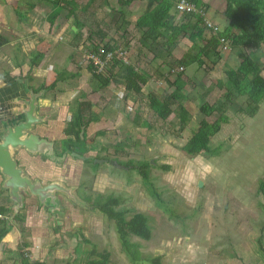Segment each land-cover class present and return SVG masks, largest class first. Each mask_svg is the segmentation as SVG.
Returning <instances> with one entry per match:
<instances>
[{"label": "rangeland", "instance_id": "1", "mask_svg": "<svg viewBox=\"0 0 264 264\" xmlns=\"http://www.w3.org/2000/svg\"><path fill=\"white\" fill-rule=\"evenodd\" d=\"M24 1L26 0H9L8 5L3 1L7 5V11L5 10L4 19L0 16V37L5 41L0 47V97H4L0 99V104H7L5 114L11 111L8 105L11 106L17 99V95L10 94L17 83L12 77H19L18 87L22 83H28L33 73L30 67L31 59L34 55L45 52L35 45L39 37L33 34L31 37L30 32H26L25 28H29L34 19L26 22L24 18L11 17L14 24L23 26L24 29L8 25L7 12H21ZM70 1L60 0L61 11L54 18L52 25L43 19L45 23L41 37L52 42V38L56 37L57 42L61 43L63 36H57L60 26L65 22L67 24V21H70L68 24L71 26L78 27V24H83V36L79 40L75 38L77 46L81 48L66 50L67 54L78 58L79 55H75L77 53L86 55L95 45L105 43V33L109 35V46L111 43L115 48L128 53L133 50L132 57L127 54V59L130 63L128 65L134 66V50L136 52L141 48L138 41L140 34L134 29V23L142 14L146 3L138 2L132 10L130 5L121 10L127 0H110L108 3L98 0V15L95 16L89 13L93 8L88 6L85 11L77 10L80 4L85 5V0H79L80 4L78 0H74V11L69 14ZM213 2L215 5L211 6L205 0V3H208L205 11L210 7L214 10V15L207 16L206 12L202 13L204 24L215 25L219 31L225 26L232 28L227 19L220 17L225 9V0ZM137 10L139 14H135ZM176 14H172L175 23L181 21L182 15ZM98 32L103 35L98 36ZM235 32L242 33L237 28ZM204 35L209 38L212 33L206 30ZM179 43L182 48L180 53L191 45L187 38L179 40ZM236 49H229L227 46L226 50H222L218 47L216 54L203 59L202 67L191 63L185 72L175 73L171 71L176 70L179 67L177 65L172 69L163 66L159 71L154 63L149 65L148 60H151L152 54L143 49L142 52L148 58L144 62L140 60L141 65L135 67L137 72L150 68L152 76L149 84L141 88L143 91L140 95L131 96L130 101L124 103L123 113L115 116L122 118L120 126L116 127V131L110 130L111 136L108 134L107 138L101 137L102 139L95 136L96 139L92 142H86L84 135L85 138L80 143L84 152L74 153L79 155L78 157L72 156L79 160L78 166L72 168L73 177L69 179L70 182L63 181L66 187L73 189L76 201L57 193L58 210L54 213L45 212L48 216L38 236L46 237L45 240L50 241L46 242V245L60 247L57 248L61 252L60 260L54 261L55 256H51L52 259H44L41 253L35 252L34 248H37L30 245V249L23 247V250L18 251L19 264L21 257L26 253L31 264H91L92 261L102 264L98 255L107 257L106 264H264V253L261 250L264 249V196L259 191V183L264 181V99L259 103L258 111L253 117H248L243 111L244 96L236 99L232 96L229 101L223 99L226 91L223 70L225 67H236ZM241 50L242 55L260 53L261 74L264 77V46L243 45ZM191 55H194V51ZM172 58L175 59L171 56L170 59ZM162 59H159V62ZM240 60L238 57L237 61ZM52 61L53 57L46 65L55 68L54 72L61 75L66 57L64 63L59 66ZM70 65L69 73H75V66ZM117 71L116 68L113 73ZM168 71L170 74H167ZM198 71L199 79L193 80L195 72ZM176 73L185 74V77L180 76L177 79ZM166 74L169 77H166ZM77 75L70 78L73 81L78 80ZM118 85L122 86L121 83ZM100 87L99 85L98 89L102 91H97L99 96L105 93L104 88ZM110 89L119 90L114 84L110 85ZM110 92H106L105 99ZM150 96L157 99L173 96L170 99V108L181 106L188 115L184 128L179 129V121L174 114L165 121L155 117L149 105ZM76 103L80 106V103L88 102H78L74 99L70 102L71 109H75ZM218 103H224L222 114L227 119L209 140L211 149L220 148L218 155H187L182 147L197 129L200 121L205 120L210 124L216 122L219 117L216 112L207 116L200 108L204 104L214 106ZM113 109L119 111L116 105H113ZM2 113L0 109V121L3 119ZM114 115V111L109 115L103 111L99 116L101 119L106 117L108 126H114ZM17 117L18 115L14 116L15 119ZM110 117L113 118L109 119ZM132 120H137L139 126L135 127ZM91 145L92 147H89ZM71 153L73 154L69 151L66 155H72ZM79 157H85V160ZM165 166L168 168L165 169ZM141 171H146L147 181L140 176ZM2 182L0 206L6 204L3 198L8 197L7 191L2 190ZM3 191L6 195L1 196ZM107 198L116 201L112 208L115 213L121 212L125 221L135 215H142L146 219L150 235L147 240L132 234L125 236V240L131 244V253L137 256L135 261H131L130 254L123 250L114 222L91 207L95 200L103 202ZM2 223L3 220L0 222V229ZM22 237L25 236L15 238V246L23 241ZM72 245H76L74 251ZM9 257V251L4 248L0 264H13Z\"/></svg>", "mask_w": 264, "mask_h": 264}, {"label": "trees", "instance_id": "2", "mask_svg": "<svg viewBox=\"0 0 264 264\" xmlns=\"http://www.w3.org/2000/svg\"><path fill=\"white\" fill-rule=\"evenodd\" d=\"M94 1L95 0H87V3L90 4ZM175 1L176 0H147L145 9L134 23V29L140 34L138 41L141 48L137 49L138 59H146V55L142 52V50L145 49L152 54L151 61L148 60L149 65H151V62H155L164 57L161 63L156 65L158 71L163 66L169 69H172L174 65L179 67L184 66L185 68V66L191 63L196 64L198 67H202L204 64L203 59L216 54L215 51L220 45L219 39H223L227 42L229 49L237 48L234 54L241 59L240 63L236 65L234 69L225 67L223 70L226 77L224 83L226 91L223 99L229 101V98L232 96H234V99L244 96L243 102L245 106L243 111L248 117H253L258 111L259 103L264 99V77L261 74V57L259 52L242 55L241 48L243 45L246 46L251 44H261L264 46V0H225L223 16L231 25L241 30L242 33L238 35L229 28H224L222 31L210 35L209 38L204 35V32L208 29L204 25L203 16L198 13H183L180 18L181 22H174V15L170 14V11L172 9L174 12L176 11L174 9ZM186 1L192 4L197 11L201 13L205 12L207 6L202 3L201 0ZM129 2L130 0H127L125 4ZM46 3L49 4L48 7L50 10H55L58 8L60 0H46ZM69 5L71 8L69 14H72L75 6L74 0H71ZM55 16V12L51 13L48 17V21L52 23ZM183 38H187L191 43V50L180 59H170L172 50L177 46L179 40ZM4 42L2 37H0V47ZM101 45H103L105 50L115 49V46L112 44H110V46L108 43ZM99 46L100 45H95L89 52L95 50ZM192 51H194L193 56L190 53ZM42 57L43 55L41 54L34 55L30 61L31 65L38 64ZM116 68L118 71L114 74L113 70ZM87 70L100 82L101 87L108 85L112 78L118 77L123 88L133 93H139L142 86H144L152 76L149 72L150 68L146 71L137 72L135 66L123 65L116 60H113L112 64L104 70L105 72L107 70V76H104L105 72L95 73L94 68L89 64H87ZM167 74H170L169 71ZM74 75L75 74H72L71 76ZM181 75L180 73H176V78L178 79ZM59 80L61 79L57 76L55 81L45 89L47 91H53L56 82ZM172 97L173 96L157 99L150 96L148 98L149 105L155 117L162 121L167 120L171 114H174L179 121V129L182 130L188 115L181 106H178L176 109L170 108V104H172L170 99H172ZM89 107L90 105L88 103H80L77 112L71 115V124L68 125V128L64 131L67 136L72 135L76 141L84 139V132L87 126L97 119V117L91 114ZM223 110L224 103H218L214 106L204 104L203 107L200 108V111L207 116L216 112L219 113V117L216 122L210 124L205 120L200 121L197 129L182 147V150L187 155L195 156L199 153L218 155L220 148L211 149L209 147V140L219 131L220 124H224L227 120L222 114ZM72 124H75V127H77L76 131L70 130ZM164 168L167 169L168 167L165 166ZM140 176L144 181H147L146 171H141ZM259 191L264 196V181L259 183ZM115 204V200L107 198L103 202L95 200L94 203L91 204V207L97 209L106 218L114 222L118 240H120L123 250L128 255L130 254L131 261H135L137 256L131 253V244L125 240V236L132 234L143 240H147L150 235L146 225V219L142 215H135L130 220L125 221L122 213H115L112 208ZM4 211L5 209L0 207V214H3ZM14 220L19 224L21 223V218L18 216H15ZM8 229L9 228L6 227L3 221L2 228L0 229V240L8 233ZM259 240L260 239L257 240V243H259ZM21 247L23 248L25 245L22 244ZM76 250L79 252L78 249ZM261 250L264 253V249L261 248ZM98 256L103 260L102 264H106L107 257L102 255ZM20 264L31 263L28 262L27 258L21 257ZM34 264L38 263L34 262ZM91 264H96V262L92 261Z\"/></svg>", "mask_w": 264, "mask_h": 264}, {"label": "crops", "instance_id": "3", "mask_svg": "<svg viewBox=\"0 0 264 264\" xmlns=\"http://www.w3.org/2000/svg\"><path fill=\"white\" fill-rule=\"evenodd\" d=\"M3 1H6L5 3L8 5L9 0L0 1V16H2L4 19L5 18V12L7 11V5H5ZM18 1H21V0H18ZM201 1L206 6L208 5V3H205V0H201ZM207 1L209 2V4L211 6L215 5V2H213V0H207ZM105 2L108 3V2H110V0H104L103 3H105ZM125 2L123 4L124 9H121V10H125V8L127 9L128 5H130L129 8L132 10L134 8L135 4H137L138 2L145 4L147 2V0H130V2L128 4H125ZM23 3H24L23 4L24 7H23L21 12H18V11H15L14 13H12L10 11L7 12L8 13L7 14L8 19H9L8 25L12 26L13 28L20 27V28L24 29L23 26H17L16 24H14L12 18L15 19L16 16H18L19 18H24V21L26 20V22L28 20L32 21V19H34V23L32 25L36 24L37 22L39 23V25H37V26L34 25L33 27L31 25L29 28L26 27L25 28L26 32H27V34H28V32H30L31 37H32V34L34 36H38L39 41H36L35 45L37 48L43 49L45 51L43 53H39V54L43 55V57L38 62V64H34V65L30 64V67L32 68L33 73H32V76L29 78V82L26 83L27 86L30 89H32L35 93L40 92V91L43 92L40 95V97L37 99L38 105H37V109H36V115L43 118V123L42 124H36L34 126L33 131H35L40 136L46 137L48 140L52 141L54 144V150L58 155H60L63 152L64 147L67 149V153H69V151L73 152V154L77 153V152L81 153L80 152L81 151L80 148L82 147L80 144L81 142H77L76 140H74V137L72 135L67 136L64 132L65 129L68 128V125L71 124V115L76 113L78 110V107H79V104L77 105V103H76L74 106L75 109H71L70 102H72V100H74V99H77L78 102H79V100L87 101L88 104L91 106L90 107L91 114L98 118V120L96 119L94 122H91L85 130V135H86V138L84 137L86 139L85 141L90 142V140H91V142H92L93 139H96L95 136H98V138H101V137L107 138V135L108 134L110 135V133H109V132H111L110 130H112V129L115 130L116 127L120 126L119 124L121 123L120 121L122 120V118L121 117H115V116L118 115L119 113L122 114L124 103L125 102L128 103L130 101V98H132L131 96L134 97L135 95H140L141 92L143 91V89H141V91L137 94H135L133 92L126 91L123 88V86L118 85L120 83V80L118 77H115V78L111 79V81L109 82L108 85H106L105 87H102V88H104L105 93L102 92L103 94L102 95L100 94V96H99V92H97V91H102V90L98 89L99 85L101 86V84H99V81L96 80L88 72L87 65L85 62V56L86 55L83 54V56H81L80 53H77L75 55H79V58H78V56H71L70 54H67V51H66V50H71V49L72 50L73 49L79 50L81 48L80 46L79 47L77 46V42L75 41V38L77 40H79L83 36L82 34L84 33V30H85L83 24H78V28H77L75 26L69 25L70 21H67L69 24L68 23L66 24V22H65L63 24V26H60L57 30V32H58L57 36L61 37V35H62L63 37H61V40H63V42H61V43L57 42L56 37L52 38L53 42L47 41V39H43L41 37V33L43 31L42 30L43 29V23H45V21L43 22V19H46L48 21L49 15L53 12H55V14H56L55 18H56L60 14L59 12L61 11L60 5L58 6L59 9L56 8L55 10H53V9L50 10V8L48 7L49 4L46 3V0H26ZM80 3L81 2L78 0V4H80ZM84 3H85V5L82 6L80 4L77 7V10L79 9V10L85 11L86 6H88L90 8H93V10H89L90 14L93 13V15H95V16L98 15L96 12V10L98 11V7H99L98 0H95L94 2H92L90 4H87V0H85ZM92 4H93V7H91ZM172 10H171L170 14L175 15L176 13L172 12ZM24 12H26V14ZM89 13H88V15L90 16ZM135 14H139L138 10L135 12ZM208 14H210L211 16L214 15V10L210 7L207 9V12H206L207 16H208ZM178 15H180V14H178ZM220 17L226 19L223 15H221ZM178 22H181V21L178 20ZM52 23H51V25H52ZM230 27H232V28H230V30L232 32L236 33L235 28H237V27H235L231 24H230ZM225 28H226V26H225ZM236 34L241 35L239 33H236ZM93 35H95V34H93ZM102 35H103V33L98 32V36H102ZM104 35H106L104 37H106V39H107V40H105V43H108V38H109L108 36L109 35L105 34V33H104ZM205 37H207V35H205ZM183 41H185V40H183ZM58 44H59V46H57ZM180 46L181 45L179 43L173 49V51L171 53V55L175 59H180L183 55H185L186 53H188L191 50V45H190L189 48L187 47L185 49V51L183 50L184 52L180 53V51L182 50V48ZM128 49H130V48H128ZM132 51L133 50L131 49V52ZM131 52L129 51V53H128L130 56L132 55ZM190 53L192 54V52H190ZM134 54H135V58H136V61H135V58L133 60L135 62L134 66L140 64L142 60H143V62L145 61L144 58L141 61L138 59L137 51L135 52V50H134ZM52 57H53L52 62H56L57 66L64 63L65 57H66V63H64L63 71L61 72V75L59 73L56 74V72H54L53 69H55V68H53V67L51 68L50 65H46V63L49 62V60ZM235 57L238 59L237 56H235ZM147 58L148 57L146 56V59ZM79 59H81V60H79ZM82 59H83V61H82ZM237 59L235 60V65H238L240 63L237 61ZM75 61L77 63H75ZM157 61L151 62V63L152 64L154 63V65H159L161 62H159V60H157ZM82 64L85 66H83ZM69 65L75 66V73H71V72L69 73V71H70ZM66 67H68L67 70H66ZM164 67H162V68H164ZM187 69H188V66H185L183 71L185 72V70H187ZM28 70L30 71V69H28ZM72 74H75V76L78 74L77 75L78 80L73 81V79L70 78V76ZM107 74H108V72L106 70V72L104 73V76H107ZM180 74H182V73H180ZM199 74H200V71L195 72V74H194L195 78L193 80L199 79L198 78ZM57 76H59V78L61 80L57 81L56 85L54 87V90L56 93L51 92V91H47L45 88L49 87V85L55 81ZM166 77H169V75L166 74ZM184 77H185V74H182L181 78H184ZM12 78H14V80L18 83L19 77L18 78L12 77ZM16 79H18V80H16ZM39 80H42L43 82L38 83ZM150 80H151V78L148 80V82L146 84H149ZM17 83H15V85L13 86L10 94L11 95L12 94L17 95V99L20 98L21 100H19V99L15 100V101H13L14 103H12L11 106L8 105V107H11V111H13V113H11V111H8L9 114H5V107L7 108V104L5 102L3 104H0V109H1V111H3V113H2L3 116H1L3 119L6 117H13V116L18 115L16 120H19V118H20L19 115H21L20 114L21 111L25 108V106L23 105V100L27 99L28 96L26 95V93L23 89L24 84L22 83V85L20 87H18ZM111 84H114L115 86H117L119 88V90L110 89ZM146 84H145V86H147ZM40 87H43V88H40ZM95 88H96V90H95ZM109 90L111 92L109 93V95L106 96L107 99H105L104 96L106 95V92H109ZM204 92H205V89H204L203 93ZM0 99H4V97H0ZM120 99H122L123 102H122V100L120 102ZM113 105H116L119 108V111L117 109H113ZM103 111H106V113H108V115L110 113H112V111L115 112V115H114V117H115V121H114L115 123L114 124L115 125L114 126L113 125H109V126L107 125L108 120L106 119V117L101 119V116H99V115H100V113L102 115ZM105 116H106V114H105ZM112 118L113 117H110L109 119H112ZM125 119H127V118H125ZM126 121L128 122V120H126ZM132 121L136 127V125H138L137 120H132ZM70 130H75V131L77 130V127H75V124H72V127L70 128ZM104 130H107L108 132H104ZM64 142H65V144H64ZM89 147H92V145ZM23 155H24V151L19 156L20 158L18 159V161L20 162V166L27 165V163H24L26 159H24ZM72 156L73 155L67 154L64 162L61 165H59L56 168V170H55V167L50 166L48 162H45V163L40 162V161H38V159L36 162L31 163L32 165L28 163L29 166L28 165L27 166L29 167L31 173H33L36 170H40L41 173L48 174L49 176H52V177L54 176L53 179H58V178L61 179L62 183L65 180L70 182L69 179L73 177V171H74L72 168L77 167L78 166L77 162L79 161L77 159H74ZM34 175L39 176L41 174H35V172H34ZM77 177L79 178V176H77ZM40 178H41V180H44L45 177L41 175ZM104 180H105V178H104ZM4 194L6 195V192H3L1 196H3ZM5 198H3V199L6 200V204L5 205L2 204V206H0V207L5 209V211L2 214L5 217V219H3V221L5 222L6 227L9 229H8V233L5 234L4 237L0 240V260L4 255V248H6V250L9 251V255H10L11 259L13 260L12 263L13 264H19V262H18L19 260H17V259L20 257V254L18 251L22 250L21 245L24 244L26 249L27 248L30 249L29 248L30 245H33V248L36 247L37 249L34 248L35 252L41 253L44 259H49V258L52 259L51 256H55V258H53V259H54V261L56 260V262H58L57 260H60L61 252L58 251L57 248H60V247H56L53 244H51V245L47 244L46 245L45 243L50 242V241H46L45 240L46 237L43 238V237L38 236V234L40 233V230H42L41 226H42L44 220L48 216L45 213V212H47L46 208L44 209L42 206H39L37 204V201L34 198L24 196V207L17 214V216L21 218V223L19 224L18 222H16L14 220V218L11 219V216L13 214V212L11 210L12 202L9 201L8 197L5 196ZM4 200H3V203L5 202ZM0 201H1V199H0ZM71 210L73 212L74 209L72 208ZM1 221L2 220L0 219V222ZM36 225H38V227H36ZM19 231H21V233H19ZM19 234L22 236H25V237H22L23 241H21L20 244L18 242L17 243L18 246H15L16 245L15 238L17 237V239H19L20 238ZM72 246L74 248L73 249V251H74L76 245H72ZM16 247L18 250L16 249ZM58 252H60V254ZM10 257H9V259H10ZM39 261L41 262V260H39ZM41 264H44V263L41 262Z\"/></svg>", "mask_w": 264, "mask_h": 264}, {"label": "water", "instance_id": "4", "mask_svg": "<svg viewBox=\"0 0 264 264\" xmlns=\"http://www.w3.org/2000/svg\"><path fill=\"white\" fill-rule=\"evenodd\" d=\"M23 89L28 98L23 100L25 108L21 111L22 119L13 126H7L5 133L0 138V175L3 178L1 187L2 190L7 191L8 199L12 202L11 219L23 209L24 196L34 198L37 204L45 207L49 213L58 210L57 193L76 201L72 188H68L58 181L43 185L37 179L32 180L25 175L24 169L18 166L13 157L18 150H23L26 155L39 157L42 161L61 162L67 153L65 149L64 153L58 156L52 141L32 133L36 124L43 123V118L36 115L37 99L43 92L35 93L26 83H24ZM79 158L85 160V157Z\"/></svg>", "mask_w": 264, "mask_h": 264}, {"label": "built area", "instance_id": "5", "mask_svg": "<svg viewBox=\"0 0 264 264\" xmlns=\"http://www.w3.org/2000/svg\"><path fill=\"white\" fill-rule=\"evenodd\" d=\"M174 9L179 13H198L202 15L200 11H197L194 6L190 3H188L186 0H176L174 4ZM205 25V24H204ZM205 27H207L208 31H210L212 34H215L219 32V28L215 25L206 24ZM220 45L218 46L222 50L227 49V42H225L223 39H219ZM128 51H123L120 48H115L113 50H105L103 45H100L95 50L89 52L85 56V61L87 64L92 66L95 70V73H101L103 70H105L108 66H110L113 62V60H116L124 65L130 64L127 59ZM184 66L178 67L176 70H172L171 72H180L182 71ZM0 219H3V216L0 215ZM24 258H27V253L23 255Z\"/></svg>", "mask_w": 264, "mask_h": 264}, {"label": "flooded vegetation", "instance_id": "6", "mask_svg": "<svg viewBox=\"0 0 264 264\" xmlns=\"http://www.w3.org/2000/svg\"><path fill=\"white\" fill-rule=\"evenodd\" d=\"M16 100H18V99H16ZM19 100H21V99H19ZM38 102V101H37ZM24 104V103H23ZM38 104V103H37ZM21 118V117H20ZM19 118V120H21ZM19 120H16L15 118H14V116H13V118L12 117H6V118H4V119H2V121H0V138H1V136L5 133V130H6V127L7 126H13L17 121H19ZM32 133H34V134H37L35 131H33L32 130ZM37 135H39V134H37ZM40 136V135H39ZM77 142H82V140L81 141H77ZM82 149H83V147H81L80 148V152H81V154L84 152V151H82ZM17 153H18V155L20 156L22 153H23V150H18L16 153H15V156H13L14 157V159L17 161V163H18V166L19 167H22L23 169H24V173H25V175L26 176H28L29 178H31L32 180H34V179H37L38 181H40L41 182V184H43V185H45V184H47V183H49V182H53V181H58V182H62L61 181V179H53L54 178V176L52 177V176H49L48 174H45V173H41V171L40 170H36V171H34L35 172V174H41L42 176H44L45 178H44V180H41V178H40V176L41 175H39V176H35L34 175V172L33 173H31L30 172V169H29V165H28V163L29 164H31V163H33V162H36L37 161V159H38V161H40V162H48L49 163V165L50 166H52V167H55V170H56V168L59 166V165H61L63 162H64V160H65V158L61 161V162H50V161H48V160H46V161H42L39 157H31V156H28V155H26V153L24 152V159H26L25 160V162L24 163H27V165H23V166H20V162L18 161V159L20 158V157H18V155H17ZM64 153V150H63V152L61 153V154H63ZM78 153V152H77ZM60 154V155H61ZM79 154V153H78ZM58 155V154H57ZM60 155H58V156H60ZM65 157H66V155H65ZM101 161H104V160H101ZM32 165V164H31ZM3 181V178L1 177V175H0V182H2ZM4 192V191H3Z\"/></svg>", "mask_w": 264, "mask_h": 264}, {"label": "clouds", "instance_id": "7", "mask_svg": "<svg viewBox=\"0 0 264 264\" xmlns=\"http://www.w3.org/2000/svg\"><path fill=\"white\" fill-rule=\"evenodd\" d=\"M21 114V113H20ZM19 117H21V119H22V115H19ZM0 215H2V214H0ZM3 216V215H2ZM5 217L3 216V219H4ZM3 219H1V220H3Z\"/></svg>", "mask_w": 264, "mask_h": 264}, {"label": "bare ground", "instance_id": "8", "mask_svg": "<svg viewBox=\"0 0 264 264\" xmlns=\"http://www.w3.org/2000/svg\"><path fill=\"white\" fill-rule=\"evenodd\" d=\"M105 71L103 70L102 73H104ZM128 226V225H127ZM131 226V225H130ZM126 255V254H125ZM103 261V260H102ZM157 263V262H156Z\"/></svg>", "mask_w": 264, "mask_h": 264}]
</instances>
